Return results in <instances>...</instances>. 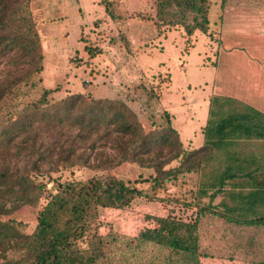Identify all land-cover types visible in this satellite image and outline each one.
I'll list each match as a JSON object with an SVG mask.
<instances>
[{
	"label": "trees",
	"instance_id": "16d2710c",
	"mask_svg": "<svg viewBox=\"0 0 264 264\" xmlns=\"http://www.w3.org/2000/svg\"><path fill=\"white\" fill-rule=\"evenodd\" d=\"M27 2L0 0V53L16 49L26 55L29 62L21 74L0 82V264H111L105 248L116 238L98 233L95 225L100 210L130 205L141 195L151 200L157 197L163 200L160 194L167 192L168 180L177 178L181 172L198 169L201 164L197 156L199 151L194 154L185 151L168 110H163L158 123L153 121L151 128L146 130L138 114L121 98L101 97L88 104L82 93L67 92L60 102H54L56 88L43 86L42 78L38 76L44 70V53ZM103 3L114 16L109 0H103ZM211 3V0H155V13L139 11L135 14L152 21L158 35L162 34L164 26L180 24L184 26L188 40L196 30L207 32ZM173 6L181 11L178 17L172 11ZM190 15L192 20H188ZM89 53L94 55L92 51ZM22 82L30 88L40 87V96L23 101ZM127 89L132 94L142 90L154 104L161 98V87L148 85L145 81ZM153 109L149 111L152 113ZM64 127L78 129L77 135L82 141L93 139L91 148L97 147L98 140H109L112 149L116 150V156L109 160L112 165L122 161L143 162L145 155L157 149L168 157L158 166V173L147 178L142 175L136 179L92 176L83 181L53 178L50 173L53 168L84 165L89 160L85 152L77 153L76 138H71L66 140V145L53 142L58 153L55 164L42 167V160L47 161L54 147H46L44 139L37 143V136L53 130L60 137ZM16 145H19L18 151L13 150ZM22 149H29L31 158L22 169H13L10 164L12 153L19 154ZM174 160L180 162L165 167ZM51 181H54L53 187L48 188ZM143 182H150L149 190L139 186ZM44 191H48L46 202L37 213L38 222L31 233L24 231L28 223L5 217L23 205L40 204ZM7 200L12 201L9 207ZM154 220V228H142L131 238L135 247L145 243L158 245L168 248L170 255H178L182 264H201L196 223L168 216ZM255 222L264 224V214ZM84 242L87 246H83Z\"/></svg>",
	"mask_w": 264,
	"mask_h": 264
},
{
	"label": "crops",
	"instance_id": "0c3cea01",
	"mask_svg": "<svg viewBox=\"0 0 264 264\" xmlns=\"http://www.w3.org/2000/svg\"><path fill=\"white\" fill-rule=\"evenodd\" d=\"M211 2L207 33L216 32L213 57L201 54L206 33L199 30L191 36L194 40L188 49L186 33L179 26H164L158 35L153 25L150 34L142 33L143 41L149 55L158 50V58L150 57L148 63L158 69L160 85L168 81L160 107L171 112L185 151H199L201 164L190 173L210 177L200 190L209 193V201L222 194L220 203L227 210L223 222L227 229L240 233L238 249L242 256L238 254L241 257L237 261L230 257L234 263L228 264H264L256 250L260 243L257 232L264 224L255 222L264 214V0ZM134 42L140 45L139 40ZM56 46L48 51L47 44L42 43V74H47L48 65L53 72L65 74L66 92L110 97L108 83L117 90L149 81L150 74H143L141 64L134 59L127 65L118 64L119 70L108 77L111 82L103 83L102 75L92 71L94 59L82 54L86 51L78 52L84 55L78 65L70 58L69 71L64 72ZM113 60L116 62V57ZM42 77L45 83V75ZM47 83L46 87H54ZM201 220L207 223L209 218L204 215ZM243 229L252 233L246 243L241 240ZM212 244L224 248L222 256L230 250L225 242Z\"/></svg>",
	"mask_w": 264,
	"mask_h": 264
},
{
	"label": "rangeland",
	"instance_id": "374dc122",
	"mask_svg": "<svg viewBox=\"0 0 264 264\" xmlns=\"http://www.w3.org/2000/svg\"><path fill=\"white\" fill-rule=\"evenodd\" d=\"M109 2L114 16L108 13L103 0H28L27 10L36 23V29L41 37V42L47 44V50L52 51L54 49V47L51 49L53 44L57 45L55 48L60 49L58 59H60V65L64 72L69 71L70 58L75 63L77 62L76 64L78 65L85 55L87 59H94L92 61L94 63L92 71L99 77L102 75L103 83H106L107 81L111 82V80H108L110 73L119 70L117 68L118 64L123 63L127 65L128 61L130 62L135 59L141 64L142 68L140 70H143V74H150L147 76L149 81L146 83L148 85L160 86L161 89L159 90L162 93L164 85L168 81H164L160 85L159 82L161 79L157 75L158 69L148 63L150 57L158 58V50H152L151 55H149L142 36V33L150 34L154 24L152 21L143 20L135 14L139 11L142 13H155V0H109ZM173 10L175 16L178 17L177 14H180L181 11L174 6ZM188 20H192V15L189 16ZM177 26L186 32L184 26L180 24ZM205 33L206 38L204 40L206 42L200 44V52L201 54H208L209 58H211L214 55V45L212 42L215 41L216 32L210 31L209 33ZM136 39L140 41V45L134 42ZM193 40V37H188L186 46L190 47ZM87 46L89 48H86ZM77 47L79 49L75 52ZM79 51L86 52H82L84 55L79 56ZM90 51L94 53L93 56H90ZM130 55L131 58L129 57V59L128 56ZM115 57L117 59L116 62L113 60ZM28 64L27 56L16 51V49L6 53H0V82L6 77L13 78L21 74ZM42 73L43 71L38 76H41L43 86H46L47 82L50 85H54L53 88H56V92L53 94V100L54 102H60L67 95L64 89L66 85L65 74L53 72L49 65L46 71L47 74ZM153 74L156 75L154 76ZM43 75L46 78L45 83L43 81ZM90 76L92 75L90 74ZM84 82L86 83L87 81L84 80ZM90 82L93 81L91 80ZM21 84L23 101L25 99H36L40 96L42 91L40 87L30 88L23 82ZM107 86L109 88L107 93L110 96L109 98H121L126 101L138 114V118L146 130L151 128L153 121L158 123L163 108L160 107V103H152L147 98V95L144 94L145 92L140 90L138 93L132 94L131 91H128L127 87L114 90L111 84L108 83ZM83 95L88 104L101 98L99 97L100 94L96 95L93 92L90 93V97L86 94ZM153 107L154 112H152V116L149 110ZM62 131L63 133H61L60 137L53 130L42 132L37 136V143L44 139L45 141H43L46 142V147H54V151L49 154L47 161L42 160V167L47 168L49 166L48 164H55L58 153L57 147L54 146L53 142L57 141L59 144L63 143V145H66V140L71 138H76L78 145L77 153L85 152L84 155H89V160L84 165L76 164L67 168L61 166L58 169L53 168V170H50L53 178L60 180L83 181L92 176H98L100 178L114 176L117 178L136 179L142 175L144 178H147L150 175L157 174L158 166L168 157L167 154H160V151L157 149L150 155H145L147 157L143 162L122 161L118 165H112L109 160L110 157L113 158L116 156V150L112 149L109 140L105 141L104 138L98 140L95 143L97 147L91 148L93 139L82 141L77 135L78 129L67 130V127H64ZM76 135L77 137H75ZM23 136L24 134L20 136L17 144L20 143ZM13 150L18 151L19 145H16ZM28 150L22 149L19 154L12 153L10 164H12L13 169H22L29 161L30 156ZM97 151L102 153H98ZM105 160L107 163H104ZM179 162L180 160H174L165 167L177 165ZM48 178L49 176L46 177L47 180ZM208 179L210 177L206 178L197 173L181 172L177 178L167 181V192L160 194V198H164L163 200L159 199V197L151 200L145 195L138 196L130 204L133 213L129 214H126L127 211L125 208L128 205L119 207L120 210L114 208L109 209L111 207L107 209L102 208L95 225L97 231L103 237L114 236L116 238L114 241H109L105 248L108 255L107 260L111 264H182L181 260L178 259V255H170L168 248H161L158 245L146 243L140 247H135L136 243L131 242V238L139 234L144 220L165 217L168 204L174 202L184 205H196L202 213L201 216L205 215L206 218H209V221L204 223L200 216L195 222V235L201 264H225L224 261L227 264L234 263L232 261L230 262V257L234 258V261L239 260L242 256L238 249L240 233L237 232L238 229H227L226 226L228 224L223 222V216L227 214V210L220 203L222 194L217 198L213 197L209 201V193L204 194L200 190L202 188L201 185ZM53 184L54 181H51L48 184V188H52ZM139 186L149 190L151 185L150 182H143L139 183ZM47 195L48 191H44L40 204L23 205L10 215H5V217H14L28 223L24 227V231L31 233L37 225V213L46 202ZM11 204L12 201H6V206L9 207ZM103 222L109 223L111 227L109 229L103 228ZM260 229L257 232V236L259 237L257 240L260 243H257L258 248L256 249L255 247V249L258 253V259H264V225H261ZM243 231L244 229L241 230V240L242 243H246L248 242L247 237L252 236V233L251 231ZM229 236H234V238L230 240L228 239ZM224 237L227 239H224ZM217 241L220 244L225 242L228 246L230 245V248H228L230 250H226L227 252H224V256H222V252L225 251L224 248H215L212 244ZM83 246H87V242H84ZM216 251H221V253ZM238 254L241 256L237 257ZM167 256L170 257L168 258Z\"/></svg>",
	"mask_w": 264,
	"mask_h": 264
},
{
	"label": "built area",
	"instance_id": "2783aa9c",
	"mask_svg": "<svg viewBox=\"0 0 264 264\" xmlns=\"http://www.w3.org/2000/svg\"><path fill=\"white\" fill-rule=\"evenodd\" d=\"M87 82H90V80H87ZM86 95L88 97H90V94L89 93H86ZM182 203H178V202H174V203H171V204H168V209L166 210L167 211V214H165V217H172L176 220H181L183 222H186V223H195L199 217L201 216V211L198 209V207L196 205H193V204H182ZM129 206V207H128ZM126 208V214H129V213H133V209H132V206L128 205ZM108 208V207H106ZM118 209L120 210L119 207H111L109 209ZM175 209V211H173ZM156 226V222L154 219H150V220H144L142 226L140 229L142 228H154ZM102 227L103 228H107L109 229L111 227V225L107 222H103L102 224Z\"/></svg>",
	"mask_w": 264,
	"mask_h": 264
}]
</instances>
